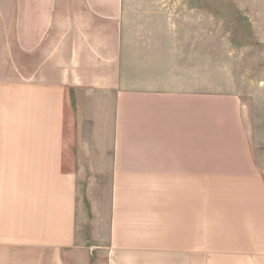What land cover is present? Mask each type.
I'll use <instances>...</instances> for the list:
<instances>
[{"label": "crops", "instance_id": "1", "mask_svg": "<svg viewBox=\"0 0 264 264\" xmlns=\"http://www.w3.org/2000/svg\"><path fill=\"white\" fill-rule=\"evenodd\" d=\"M175 4L0 0V264H264L260 145Z\"/></svg>", "mask_w": 264, "mask_h": 264}, {"label": "rangeland", "instance_id": "2", "mask_svg": "<svg viewBox=\"0 0 264 264\" xmlns=\"http://www.w3.org/2000/svg\"><path fill=\"white\" fill-rule=\"evenodd\" d=\"M134 1V0H129ZM148 1V0H144ZM189 3L185 32L203 35L205 76L238 95L264 167V0H161ZM173 24L175 22L173 21Z\"/></svg>", "mask_w": 264, "mask_h": 264}]
</instances>
